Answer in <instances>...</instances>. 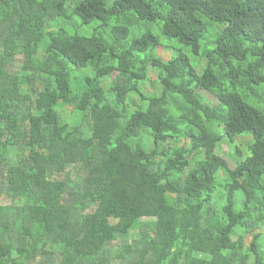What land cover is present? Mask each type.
<instances>
[{
	"label": "trees",
	"instance_id": "obj_1",
	"mask_svg": "<svg viewBox=\"0 0 264 264\" xmlns=\"http://www.w3.org/2000/svg\"><path fill=\"white\" fill-rule=\"evenodd\" d=\"M0 197V264H264V0H0Z\"/></svg>",
	"mask_w": 264,
	"mask_h": 264
},
{
	"label": "rangeland",
	"instance_id": "obj_2",
	"mask_svg": "<svg viewBox=\"0 0 264 264\" xmlns=\"http://www.w3.org/2000/svg\"><path fill=\"white\" fill-rule=\"evenodd\" d=\"M79 23L81 24V22L79 21ZM161 25H157V24H147V23H143L142 26L138 29H136L135 31H133L131 33V36H130V39L134 38V37H138L141 35V33L145 30H152L155 35H157V37L159 38L160 42L162 43L163 46H166L168 44H171L173 43L174 45H176V43L170 41L167 37H165L161 31ZM60 27H65L67 29H70L72 31H74L75 29L78 28V30L85 36H88L91 34L92 32V29L94 27V25L92 26H84V27H76V28H72L71 26H66L64 23H60ZM55 29V28H54ZM53 28H50V31L51 30H54ZM162 50H160V55L164 58V59H169L168 58V55H171V52L169 51V49L163 47L161 48ZM177 49L180 50L181 52H183L184 54H186L187 56H189V58L191 59V63L194 67H197L198 63H199V58L198 57H195L192 52L187 49V48H184L182 46H177ZM159 50L157 49L154 54H158ZM22 58H19L18 59V62H17V67L18 69L21 67L22 65ZM206 65V62L203 60L201 62V65H200V70L203 69V67H205ZM71 76H72V80H73V86L75 87L76 84L78 83V80L76 81V78H79L81 76V73L77 70H74L73 68H71ZM153 69L150 68L149 69V79L147 80L146 82V89L145 91H147L146 93H148V95H151V96H157V95H160L162 93V87H161V84L159 82V79H158V76H155L154 73H153ZM43 79V77H40V78H37L36 81L34 82V84H37L38 82H40V80ZM103 85L107 88V89H110V85H111V81L109 79H104L103 80ZM109 96V94H108ZM199 96L204 100V102H209L210 104H217L218 101L217 99L212 95L210 94L209 92L207 91H201L199 93ZM133 94H131L129 96V100H128V104H130V113H134L136 111V108L131 106L132 105V101L131 99L133 98ZM60 112L62 114V116L70 121L71 123H75V122H79L78 120V117H77V114L76 112L71 108V107H63L60 109ZM83 122L81 123V131L84 135H87V136H90L91 135V122L90 120L87 118V117H84L83 119ZM218 154L221 155L223 158H225L228 163L230 164L231 168H235V164H236V160L235 158L230 154V147L227 143H222L221 145H219V148H218ZM15 157H13V159L15 160ZM14 163H17V160L14 161ZM78 172L79 170L78 169H73L71 172L72 173H75V172ZM82 174V173H81ZM73 175V178L75 179V175ZM221 180V177L219 178ZM10 203V201L8 200H4L0 197V205H8ZM89 211H92V210H89ZM144 222H149L151 221L150 219H143Z\"/></svg>",
	"mask_w": 264,
	"mask_h": 264
}]
</instances>
